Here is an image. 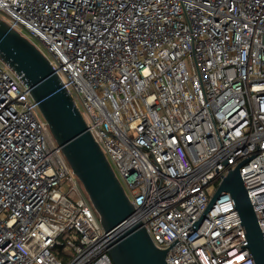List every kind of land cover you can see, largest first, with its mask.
<instances>
[{"label":"built area","instance_id":"1","mask_svg":"<svg viewBox=\"0 0 264 264\" xmlns=\"http://www.w3.org/2000/svg\"><path fill=\"white\" fill-rule=\"evenodd\" d=\"M50 60L168 264H256L224 192L240 173L264 240V0H0ZM38 102L0 58V264H114ZM69 246L61 260L56 246Z\"/></svg>","mask_w":264,"mask_h":264},{"label":"water","instance_id":"2","mask_svg":"<svg viewBox=\"0 0 264 264\" xmlns=\"http://www.w3.org/2000/svg\"><path fill=\"white\" fill-rule=\"evenodd\" d=\"M0 58L27 86L38 102L55 141L80 179L104 230L111 236L114 264H168L167 250L158 248L141 223L123 228L134 206L109 160L89 131L73 96L63 87L49 58L29 39L0 18ZM229 169L217 187L202 220L226 192L234 201L256 264H264L263 232L244 185L240 167Z\"/></svg>","mask_w":264,"mask_h":264},{"label":"rangeland","instance_id":"3","mask_svg":"<svg viewBox=\"0 0 264 264\" xmlns=\"http://www.w3.org/2000/svg\"><path fill=\"white\" fill-rule=\"evenodd\" d=\"M54 249H53V252L59 253V252L55 251ZM71 250L72 249L69 246H64L60 250L61 253H62L61 255L63 256V258L65 259V261L68 260L70 258V256H72V251Z\"/></svg>","mask_w":264,"mask_h":264},{"label":"trees","instance_id":"4","mask_svg":"<svg viewBox=\"0 0 264 264\" xmlns=\"http://www.w3.org/2000/svg\"><path fill=\"white\" fill-rule=\"evenodd\" d=\"M62 245H59V246H56L55 247V251H57V252H59V253H56V252H54L61 260H63V261H65V259L63 258V256L61 255L62 253H61V249H62Z\"/></svg>","mask_w":264,"mask_h":264}]
</instances>
